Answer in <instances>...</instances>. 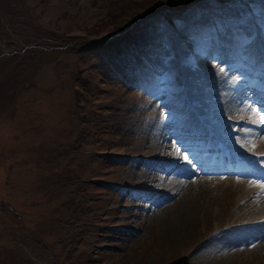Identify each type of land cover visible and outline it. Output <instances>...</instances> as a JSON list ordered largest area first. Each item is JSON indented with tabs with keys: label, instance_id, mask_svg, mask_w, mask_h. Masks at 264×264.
Returning a JSON list of instances; mask_svg holds the SVG:
<instances>
[{
	"label": "rangeland",
	"instance_id": "rangeland-1",
	"mask_svg": "<svg viewBox=\"0 0 264 264\" xmlns=\"http://www.w3.org/2000/svg\"><path fill=\"white\" fill-rule=\"evenodd\" d=\"M191 2L206 5L200 20L211 8L238 12L225 31L244 26L250 36L255 25L264 42V0H0V264H264V239L229 255L215 246L195 249L231 222L264 213L262 190L259 200L247 199L250 212L239 204L246 197L237 202L236 180L184 189L157 212L132 200L137 180L145 184L152 172L141 158L171 156L169 145L159 148L158 134L180 122L169 111L174 91L181 87L192 112L221 122L216 103L245 109L212 46L189 47L188 34L175 24ZM160 9L183 41L182 66L162 50L170 42L150 37L158 25L126 30ZM244 37L249 46L256 42ZM237 60L239 68L248 64L247 80L254 66ZM234 138H228L233 146ZM252 150L258 149L237 148ZM160 184L147 187L172 189ZM125 215L129 225L121 221ZM5 227L19 241L13 243Z\"/></svg>",
	"mask_w": 264,
	"mask_h": 264
},
{
	"label": "bare ground",
	"instance_id": "bare-ground-1",
	"mask_svg": "<svg viewBox=\"0 0 264 264\" xmlns=\"http://www.w3.org/2000/svg\"><path fill=\"white\" fill-rule=\"evenodd\" d=\"M237 77H240V75H237ZM245 79V78H244ZM239 92H243V94H242V97H241V100L242 101H244L245 103H249L248 102V100H247V95H248V97H249V99L251 100H253L254 102H255V100L251 97V92H246V91H248V88H247V86H245V87H243V88H238L237 89ZM233 96V95H232ZM260 98V100H261V102H264V95L262 96V97H259ZM225 102V101H224ZM227 103V102H226ZM237 104H238V102H237ZM264 105V104H263ZM234 106V105H233ZM215 110H216V108H215ZM161 111V110H160ZM225 112L226 111H229V110H227V109H225L224 110ZM159 113V112H158ZM162 113V112H161ZM231 113V112H230ZM161 115V114H160ZM239 116L240 118H245V117H247V115H248V113L246 114V113H242L241 111H236V112H232V115H230V120H231V122H233V123H235V122H237L238 121V119H236V117L235 116ZM163 116V115H162ZM158 117V116H157ZM261 117V116H260ZM163 118V117H162ZM160 120V119H159ZM158 121V120H157ZM185 122L187 123V125L189 126L188 128H187V131L186 132H184L181 136H183L184 138H193V136H192V134H193V132H195V134L197 133V136H200V137H198L199 139H202V140H204V141H207L208 140V133H209V131H206L204 134L201 132V130H198V127L200 126L199 124H196L197 126H195L194 125V123H191L189 120H187V119H185ZM223 122H225V121H223ZM236 124V123H235ZM235 124L234 125H228L229 127H231L232 126V128H234V126H235ZM196 127H197V130H196ZM201 127V126H200ZM199 127V128H200ZM225 127H227V124H225ZM262 128V132H263V134H261V135H258V138L256 137V136H253V134H250L249 132V135L248 136H244L245 138H247L248 139V141L246 142V146H244L243 144H237L236 142H235V146H233L234 147V149L237 151V148L238 149H242V150H247V149H249V148H251V146L248 144L249 142H252V143H254V145H256V147H257V149L259 150H257V153H260L261 152V150L262 149H264V124L263 125H260V127H259V129H261ZM176 130H177V126L175 127V129H173L172 127H168V126H166V128L164 129V132H162V135H161V138H162V140H161V143H160V146H159V148L161 149V151L164 149V147L166 148V146L169 144V139L170 138H172V135H173V137H174V135H176L178 132H176ZM178 130H179V132H182L183 131V129L179 126L178 127ZM202 133V134H201ZM127 135V134H126ZM216 135H220V134H216ZM177 138V137H176ZM211 138L212 137H210L209 138V140H211ZM228 138H230V137H228ZM228 138L227 139H224V138H222L223 139V141H228ZM225 141V142H226ZM219 143V142H218ZM217 143V149H219V150H223V146H221V145H219ZM224 143V142H223ZM162 144H163V146L164 147H162ZM207 145H208V143H207ZM210 145V148L212 147V144H209ZM170 146V145H169ZM169 146H167V147H169ZM149 149V148H148ZM224 151V150H223ZM152 152V151H151ZM253 153V152H252ZM255 153V152H254ZM147 155H149V153L147 152L146 153ZM154 154V153H153ZM243 154H246L247 155V153H243ZM250 154V153H249ZM162 155H165V154H156V156H159L158 158H162ZM168 155V154H167ZM155 156V155H154ZM172 156V155H171ZM166 157V156H165ZM227 157H228V155H226V157H224V158H222V159H220L221 161V163L223 164V165H227L228 166V168L227 169H225V172H229V171H234V173H244V174H248V175H253V177H258L259 176V174L258 173H260V171H258L257 172V170H256V173L257 174H254L253 172H252V170L251 169H249V170H244L243 168H234V166H231V165H228V163H231V162H235L236 160H237V158L235 159V160H233V159H231V157H230V159H227ZM162 159H164V158H162ZM177 159H179V157H178V155H175L174 156V158H172V159H170L169 160V162H171L172 164H176V162H177ZM252 162L254 163V159L252 160ZM217 171H218V169H217ZM170 172V171H169ZM147 175H149L150 177L152 176L150 173H147ZM168 176L171 178V176L172 175H167V176H165V177H162V175L161 176H157L158 178H157V184H158V187H160V183L162 182V184H165V189H168V188H170L171 189V184H173V185H175V186H177L178 185V183L179 182H177V181H175V179H173V180H171V182H169L168 180H169V178H168ZM144 178V177H143ZM139 180H137V182L135 183L136 185V187L138 188L139 187V189L138 190H141V192H138L134 197H133V199L135 200H137V201H139V200H142L143 202H148V199H150V197H148L149 196V194H148V196L147 195H145V193L144 192H147V191H145V190H143V189H147V188H149V187H147V183H145V184H142L141 182H138ZM144 181V180H143ZM207 181V179H204V177H200V178H198V180L195 182L196 183V185H199V184H197V183H199V182H206ZM160 182V183H159ZM192 182L193 181H190L189 183H188V188H186L187 190H189L190 188H192L191 186H192ZM237 182V185L238 186H240V188H238V191L237 192H239L240 191V193L238 194V196H237V202H239V200H240V197L241 198H243V197H246V199L242 202H239V204L241 205V204H244V203H246L247 202V199H251L255 194L257 195L258 193H259V190H256L254 187H251V189L250 190H246L245 188L243 189L241 186H243V185H253L251 182H248V183H245V180L243 179V180H240V181H236ZM151 184V183H150ZM168 184V185H167ZM167 185V186H166ZM156 186V185H155ZM151 187V186H150ZM154 187V186H153ZM157 187V186H156ZM154 189V188H153ZM156 190H157V192L158 191H162V190H159V189H154V191L153 192H156ZM172 190V189H171ZM184 190V189H183ZM156 192V193H157ZM169 194H172V193H169ZM151 195H154L153 193H151ZM259 195V194H258ZM186 200V199H185ZM193 200V199H192ZM191 200V201H192ZM161 201V200H160ZM159 201V202H160ZM162 201H165V200H162ZM172 201H174V202H172ZM176 201H178V200H171V202L172 203H170L169 205H171V204H173V203H175ZM158 202V203H159ZM134 203H135V201H134ZM134 205V204H133ZM132 205V206H133ZM198 205V204H197ZM128 206V205H127ZM126 206V208L128 209L129 208V206L127 207ZM169 206H165L164 208H168ZM251 207H254V206H250V205H247L246 206V208H245V210H246V212H250L251 210H252V208ZM134 211V210H133ZM129 213H131L130 211H128ZM137 214V213H136ZM140 215V214H139ZM126 217H122V219H121V221H124V222H127V224H125V225H129L130 224V219H131V214H130V216H128L127 217V215H125ZM133 217V216H132ZM140 217V216H139Z\"/></svg>",
	"mask_w": 264,
	"mask_h": 264
},
{
	"label": "snow or ice",
	"instance_id": "snow-or-ice-1",
	"mask_svg": "<svg viewBox=\"0 0 264 264\" xmlns=\"http://www.w3.org/2000/svg\"><path fill=\"white\" fill-rule=\"evenodd\" d=\"M261 123H264V116H261ZM256 186L261 189H264V182L258 183Z\"/></svg>",
	"mask_w": 264,
	"mask_h": 264
}]
</instances>
